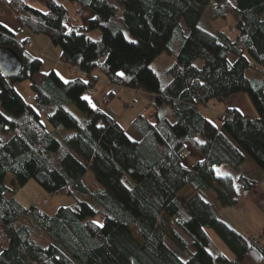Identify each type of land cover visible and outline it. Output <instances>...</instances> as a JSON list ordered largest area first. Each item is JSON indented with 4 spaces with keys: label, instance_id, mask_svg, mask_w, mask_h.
I'll use <instances>...</instances> for the list:
<instances>
[{
    "label": "trees",
    "instance_id": "1",
    "mask_svg": "<svg viewBox=\"0 0 264 264\" xmlns=\"http://www.w3.org/2000/svg\"><path fill=\"white\" fill-rule=\"evenodd\" d=\"M0 1L21 28L60 47V61L79 73L67 82L55 71L42 73L40 58L0 23V48L23 61L18 76L0 73V264L264 261V250L220 217L240 195L233 177L217 173L224 167L240 172L247 158L264 172V0H67L92 11L86 25H76L56 0H34L45 11L28 0ZM206 12L214 18L234 13V34L203 28ZM94 30L100 40L88 37ZM163 53L175 57L165 85L152 68ZM96 69L111 86L151 97L154 115L132 122L139 142L85 99L100 81ZM22 81L30 82L35 106L15 89ZM241 94L255 118L227 109L234 117L217 127L201 112L211 101ZM189 149L202 156L191 167ZM9 177L16 189L33 180L75 203L53 216L37 213L43 200L25 208ZM238 184L243 195L254 187L242 175ZM186 188L191 197L181 194ZM210 193L213 201L206 199ZM259 207L264 213V202Z\"/></svg>",
    "mask_w": 264,
    "mask_h": 264
},
{
    "label": "rangeland",
    "instance_id": "2",
    "mask_svg": "<svg viewBox=\"0 0 264 264\" xmlns=\"http://www.w3.org/2000/svg\"><path fill=\"white\" fill-rule=\"evenodd\" d=\"M57 2L63 4V5H69L72 4L67 0H56ZM111 1V0H109ZM29 4L39 10L45 11V7H43L41 4L34 2V0H28ZM0 17L2 19L8 18L6 16V13L11 11L5 6L4 2H0ZM73 5V4H72ZM75 6V5H74ZM83 14L86 12H90L91 10L87 8H82ZM92 12V11H91ZM12 14V13H11ZM88 13H86V16H84L82 19H78V22L76 24H83L84 22L87 23L88 18H86ZM13 16V14H12ZM75 20V17H73ZM236 17L234 13L229 12L226 15V18H214L212 12H206L205 14V20L202 23V27L209 30L210 26L212 25V28L224 31L226 33H229L231 28L235 26L236 24ZM182 25L185 26V24L182 22ZM28 30V29H25ZM28 32V31H27ZM89 38L97 41L100 40L102 37V33L100 30H94V31H87ZM189 33L188 30H186V34ZM234 34V32H232ZM25 34L19 35L20 39L25 40ZM32 37L41 38L42 40H46L49 43V50L50 54H47L48 52L44 49L48 48L46 45H44V49L34 50L33 48L27 49V51L31 52V54L35 55L36 57L40 58L42 61V68L41 71L44 74H49L52 71H56L63 79H66L65 81L70 80V72L69 69L66 66L60 65L58 61L60 60L59 57L56 59L53 54V51L59 53V56L61 55V48L58 46H55L51 43L50 39L43 35H34L32 34ZM52 50V51H51ZM33 51V52H32ZM35 53V54H34ZM232 60H235L234 57H232ZM175 63V57L172 55H168L167 53H163L159 57L156 58L154 63L152 64L153 70L160 76L161 81L163 85L168 84L170 82V76L167 75V71L174 65ZM70 69L73 72H76L71 67ZM73 74V73H72ZM94 75L100 78V81H106V79L103 77L101 71L99 69H96L94 71ZM99 81V82H100ZM98 87L99 94L101 95V99L99 100V110H102L116 120L119 121L120 124H124V128L128 129L131 122H133L139 115L145 114V115H154V106L151 104V98L149 95L143 93L142 91L129 89L131 91H127L125 89H121L120 87L114 86V88L105 89L104 87H101V84ZM15 89L17 92L29 103L32 105H36L35 102V94L31 87V84L29 81H22L17 82L14 84ZM113 91L114 95L113 97H110L111 101L106 102L105 96L107 92ZM132 96L129 100L127 96ZM87 96V95H86ZM244 96L247 98L250 108L253 111V113H256L250 99L247 95L241 94L232 96L228 99H226L224 102L219 103L216 101H211L207 108H202L201 112L204 116H206L210 121H212L217 127H221L222 122L220 120V116L224 114L226 107L231 104H237L243 109V103H242V97ZM31 98V99H30ZM88 98V96H87ZM70 111L77 117H82L81 113L75 108V106L69 107ZM130 109L129 111L125 110ZM42 113V112H41ZM244 113L246 115H249L250 112L248 109L244 110ZM44 121L47 124L46 117L43 115ZM134 132V131H132ZM245 168V167H244ZM246 173L244 172V175L255 179L257 181L261 176L258 172V175L252 170L249 169L248 166L245 168ZM232 172V177L235 179L236 182V188L238 190L242 189L240 184H238V178L241 175L239 172L235 171L234 169H230ZM261 171V170H260ZM230 172V173H231ZM257 172V171H256ZM262 172V171H261ZM222 174H228V172H225L221 170ZM264 174V173H263ZM13 179L9 177L6 180V183L10 188L16 189V187H12V181ZM254 182V180H253ZM260 190H264V180L260 184ZM264 192V191H263ZM239 194L242 193V191H238ZM185 197H191L193 193L191 192V189L186 188L181 193ZM247 194H244L246 196ZM13 196L25 207V208H31L40 203L42 200H47L48 203L43 207V212L46 213L49 216H53L61 207L64 206H73L75 201L72 197L64 195V194H57V195H51L47 193L39 184H37L35 181H30L26 183L23 186L17 187V189L14 191ZM244 196L240 197L239 203L237 206L225 208L220 210L219 214L220 217H222L224 220H226L228 223H231L232 226H235L236 229L239 231H244L245 234H247V231L244 229V227L250 226L249 228L260 227L262 224L259 222L260 218H264V213L261 210L260 207H257L254 203L253 199L246 200L244 199ZM206 199L208 201H213L215 199V195L210 193L207 195ZM246 211H248L246 213ZM259 217V218H258ZM264 222V221H263ZM252 226V227H251ZM171 231V228H170ZM263 232V231H262ZM261 233V232H260ZM258 233V234H260ZM212 237L214 238L215 242L220 246L223 253L228 256L232 257L231 252L221 243V241L213 234L210 233ZM253 234V233H252ZM256 234V235H258ZM255 235V234H254ZM43 237V235H41ZM250 236V235H249ZM41 240V239H40ZM189 243L191 245V240L189 239ZM46 244V243H45ZM192 251H194L193 246L191 245ZM1 252V250H0ZM264 264V261L261 263Z\"/></svg>",
    "mask_w": 264,
    "mask_h": 264
},
{
    "label": "crops",
    "instance_id": "3",
    "mask_svg": "<svg viewBox=\"0 0 264 264\" xmlns=\"http://www.w3.org/2000/svg\"><path fill=\"white\" fill-rule=\"evenodd\" d=\"M0 2H2V1H0ZM4 2V1H3ZM1 5V4H0ZM6 6V5H5ZM65 6V5H64ZM7 7V6H6ZM66 9L69 11V14H70V16L73 18V17H75V15L80 11V12H82L83 13V10H82V8H78L77 6H74V5H72V4H67L66 6ZM86 13H88V15H87V17L86 18H88V20H91V19H93L94 18V14L90 11V12H86ZM86 13H84L83 14V17L84 16H86ZM6 16H8V18H6V19H2L1 17H0V23L1 24H3V25H5L9 30H11L12 32H14L15 34H16V39L19 41V42H24V41H26V40H31V42L33 43V49L34 50H36V52H38V50H42V49H44L43 47H44V45H46L48 48H46V49H44L45 51H47L48 53L47 54H50V50H49V47H51V46H49V43L46 41V40H42L41 38H37V37H32V33L29 31V30H25V28H21L20 27V25L18 24V22L16 21V19L14 18V16H12V14L9 12H7L6 13ZM78 25V24H77ZM80 25H86V23L84 22L83 24H80ZM28 31V32H27ZM22 34H25V40H23V39H20L19 38V35H22ZM87 35H88V33H87ZM88 37H89V35H88ZM44 44V45H43ZM52 51V50H51ZM33 52V51H32ZM35 54V53H34ZM51 54H53V56L56 58V59H58V57H59V59L61 58V55L59 56V53L58 52H56L55 50L53 51V53H51ZM58 63H60V65H63V66H66L68 69H69V72H70V80L71 79H74L79 73H77V72H73L71 69H70V67L69 66H67V65H65V64H63L60 60L58 61ZM56 72V71H55ZM57 73V72H56ZM73 73V74H72ZM58 74V73H57ZM59 75V74H58ZM60 76V75H59ZM61 77V76H60ZM62 78V77H61ZM63 79V78H62ZM63 80H66V79H63ZM101 84V87H104L106 90L107 89H109V88H114V86H111L109 83H108V81L106 80V81H100L99 83H98V85H97V87H96V89H95V93L92 95V96H88V98H87V100L89 101V104H90V106L94 109V110H98V108H99V100L101 99V95L100 96H98V94H99V90H98V87H100L99 85ZM121 89H124V88H121ZM125 90H127V91H131V90H129V89H125ZM132 92V91H131ZM113 95H114V93H113V91H109V92H107V94H106V96H105V100H106V102L108 101V102H110L111 100V98L110 97H113ZM242 98V103H243V109H242V107H240L239 105H237V104H231V105H229V106H227L226 107V110L227 109H234V110H238V111H240L242 114H244L246 117H248V118H255L256 117V114L255 113H253V111L251 110V108H250V105H249V102H248V100H247V98H245L244 96H241ZM127 98H129V100L131 99V98H133L132 96H127ZM151 98V97H150ZM31 99V98H30ZM245 109H248L249 110V112H250V114L249 115H246L245 113H244V110ZM130 109H127V110H125V113H126V111H129ZM225 110V111H226ZM224 111V112H225ZM110 115V114H109ZM116 120V119H115ZM118 123H119V121L118 120H116ZM120 124V123H119ZM123 128H124V124H120ZM132 131H134V132H132ZM126 133H127V135L132 139V140H134V141H136V142H139L140 140H141V136L132 128V122H131V124H130V126L128 127V129L126 128ZM202 159V156L198 153V152H196V151H194V150H192V149H189L188 150V153H187V157H186V160H185V164H186V166L187 167H191V166H193L195 163H197L198 161H200ZM246 166H248L249 167V169L252 171H254L257 175H258V172L259 173H261L260 174V178L257 180V181H255V179H253V178H251V177H249V176H247L246 174L244 175V172L246 173V170H245V168H246ZM245 167V168H244ZM221 170H223V171H225V172H228V176H231L232 177V172L230 171V168L229 167H224V168H222V169H220V170H217V173L219 174V175H221L222 173H221ZM257 171V172H256ZM231 172V173H230ZM242 176H244V177H246L247 179H249V180H251V181H253L254 180V187H253V189L246 195V196H244L243 195V190L242 189H240L241 191H242V193L241 194H239L240 195V197L241 196H244V199H246V200H249V199H253L254 200V203L256 204V206L257 207H259V204L261 203V202H264V190L263 191H261L260 190V184H261V182H263V180H264V172H261L260 171V169L251 161V160H249L248 158L246 159V161L244 162V164L241 166V171L239 172ZM240 175V176H241ZM239 176V177H240ZM234 179V178H233ZM239 179V178H238ZM235 180V179H234ZM189 189H191V188H189ZM238 190V189H237ZM240 190H238V191H240ZM191 192L194 194V192L192 191V189H191ZM239 200H240V198H239ZM239 200H238V203H239ZM238 203H237V205H238ZM236 205V206H237ZM248 211H246V213H247ZM56 214V213H55ZM54 214V215H55ZM259 218V217H258ZM264 218H260V220H259V222L262 224L260 227H254V228H249L250 226H247L246 225V227H244V229L247 231V235H251L252 233L253 234H258V233H260V232H262V231H264ZM231 224V223H230ZM233 225V224H232ZM235 227V226H234ZM252 227V226H251ZM241 232H244V231H241Z\"/></svg>",
    "mask_w": 264,
    "mask_h": 264
},
{
    "label": "water",
    "instance_id": "4",
    "mask_svg": "<svg viewBox=\"0 0 264 264\" xmlns=\"http://www.w3.org/2000/svg\"><path fill=\"white\" fill-rule=\"evenodd\" d=\"M23 68L21 57L10 48H0V73L8 78L18 76Z\"/></svg>",
    "mask_w": 264,
    "mask_h": 264
},
{
    "label": "built area",
    "instance_id": "5",
    "mask_svg": "<svg viewBox=\"0 0 264 264\" xmlns=\"http://www.w3.org/2000/svg\"><path fill=\"white\" fill-rule=\"evenodd\" d=\"M82 19L83 18V13L82 12H78L76 15H75V23L78 22V19ZM77 25V24H76ZM80 25V24H78ZM231 32H235V29H232ZM23 46L26 48V49H31L33 47V43L30 41V40H26L23 44ZM73 70H75L76 72H78V69L77 68H72ZM89 95H93L94 94V91L93 90H90L88 92ZM234 115L232 113H224L220 116V120L221 122H225V121H228L230 120L231 118H233ZM48 203L47 200H43L42 202V205H37L36 206V211L37 213H42L43 212V207ZM253 246H255L256 248L258 249H261V250H264V231L261 232L260 234L258 235H254V234H251L249 236Z\"/></svg>",
    "mask_w": 264,
    "mask_h": 264
},
{
    "label": "snow or ice",
    "instance_id": "6",
    "mask_svg": "<svg viewBox=\"0 0 264 264\" xmlns=\"http://www.w3.org/2000/svg\"><path fill=\"white\" fill-rule=\"evenodd\" d=\"M67 82V81H66ZM85 99H87V98H85ZM101 227H103V225H101Z\"/></svg>",
    "mask_w": 264,
    "mask_h": 264
}]
</instances>
